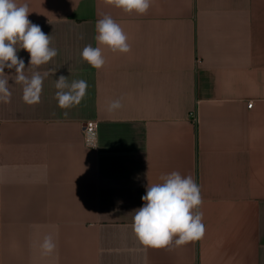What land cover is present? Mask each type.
<instances>
[{"label":"crops","instance_id":"crops-1","mask_svg":"<svg viewBox=\"0 0 264 264\" xmlns=\"http://www.w3.org/2000/svg\"><path fill=\"white\" fill-rule=\"evenodd\" d=\"M17 3L28 4L58 55L34 68L27 51L17 53L26 75L49 72L35 105L5 69L0 264H264V0H152L146 15L109 0ZM105 14L131 51L104 48L96 70L80 53L97 46ZM60 75L87 81L79 105L58 107ZM117 99L123 107L109 112ZM88 119L98 120L95 149L83 141ZM172 171L201 186L205 235L145 246L132 229L135 210L147 184ZM47 234L57 247L43 256Z\"/></svg>","mask_w":264,"mask_h":264},{"label":"clouds","instance_id":"clouds-1","mask_svg":"<svg viewBox=\"0 0 264 264\" xmlns=\"http://www.w3.org/2000/svg\"><path fill=\"white\" fill-rule=\"evenodd\" d=\"M109 3L125 13L135 12L146 15L152 0H109ZM30 12L27 3L18 4L17 0H0V103H11L12 92L9 88V74L5 69H14V83L22 86V100L28 105L40 103L43 81L48 71L41 74L32 71L25 74V62L17 53L23 49L29 53V66L38 67L50 62L58 55V50L51 47L52 36L45 34L41 26L28 19ZM95 47L86 45L80 53L82 59L96 70L106 64L103 49L113 53L127 54L131 51L129 37L119 23L105 14L95 23ZM83 39L81 35L79 37ZM55 99L58 107L69 109L81 103L86 95L87 81H68L60 75L55 82ZM123 107L121 100H113L107 110L114 112ZM68 115L67 112L64 113ZM159 183L147 184L144 202L135 210L132 229L136 238L145 246L152 248H171L197 241L205 235L203 197L201 186L194 177L182 175L179 171L162 174ZM56 243L51 234L43 237L40 244L41 254L49 256L56 250Z\"/></svg>","mask_w":264,"mask_h":264},{"label":"built area","instance_id":"built-area-1","mask_svg":"<svg viewBox=\"0 0 264 264\" xmlns=\"http://www.w3.org/2000/svg\"><path fill=\"white\" fill-rule=\"evenodd\" d=\"M252 106V103H249ZM193 117L194 112H192ZM83 141L84 144L92 149L98 147L99 137H98V120L88 119L83 124Z\"/></svg>","mask_w":264,"mask_h":264}]
</instances>
